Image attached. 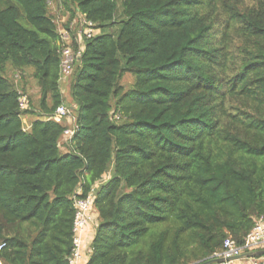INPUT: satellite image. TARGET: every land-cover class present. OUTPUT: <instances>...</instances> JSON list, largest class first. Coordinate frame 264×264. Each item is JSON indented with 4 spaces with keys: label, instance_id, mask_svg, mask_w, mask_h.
I'll return each mask as SVG.
<instances>
[{
    "label": "trees",
    "instance_id": "obj_1",
    "mask_svg": "<svg viewBox=\"0 0 264 264\" xmlns=\"http://www.w3.org/2000/svg\"><path fill=\"white\" fill-rule=\"evenodd\" d=\"M53 1L0 0V263L69 264L75 198L103 180L86 264H204L227 238L243 246L264 217V0ZM78 12L100 33L69 105L57 19ZM9 68L32 72L35 100ZM61 105L77 115L66 152Z\"/></svg>",
    "mask_w": 264,
    "mask_h": 264
},
{
    "label": "built area",
    "instance_id": "obj_2",
    "mask_svg": "<svg viewBox=\"0 0 264 264\" xmlns=\"http://www.w3.org/2000/svg\"><path fill=\"white\" fill-rule=\"evenodd\" d=\"M70 16H59L57 19L59 46H60V76L61 83L67 82L77 67L82 51L84 49L85 39H91L100 33L96 25L91 21L83 19L78 12L76 17L70 21ZM68 25V26H67ZM77 45V47L74 46ZM20 107L25 110L28 107V97L23 95L20 100ZM50 119L63 123L66 122L68 126L62 136L65 145L72 141L77 125L76 120L69 108L66 105L59 106L56 111L49 117ZM119 119V116H115ZM105 182L101 181L95 185L85 198H75V218L73 224L74 232V249L69 260V264H79L85 255L91 253V246H88L86 251H83L84 235L87 227L98 219V213L94 207V200L96 199V192L99 186ZM77 194H81L78 189ZM98 224L96 226V229ZM5 244H0V252L3 250ZM264 248V217H260L251 232L247 235L243 246L231 238L224 241L223 250L216 253L213 258L219 261V264H234L237 260L242 258L244 254L259 251ZM84 253V254H83ZM1 264V263H0ZM250 264H264V255L252 257Z\"/></svg>",
    "mask_w": 264,
    "mask_h": 264
},
{
    "label": "rangeland",
    "instance_id": "obj_3",
    "mask_svg": "<svg viewBox=\"0 0 264 264\" xmlns=\"http://www.w3.org/2000/svg\"><path fill=\"white\" fill-rule=\"evenodd\" d=\"M58 1L57 0H54L51 4H50V12L53 13V14H58V8H57V3ZM0 7H2V5L0 4ZM117 29H120V26H117L116 27ZM108 32L109 33H113V34H116L117 31L116 29L114 28H109L108 29ZM31 73L32 72H28L27 75L25 76V79L21 78V79H17L18 78V72H16L13 68H9V73H8V77L9 79L17 86L18 90H20L21 92H23L22 90V84H23V81L24 82H28L29 84V94L32 95L33 99L35 100V97L37 96V93H38V88H37V85H36V82L35 80L31 77ZM17 75V76H16ZM17 77V78H16ZM72 78H73V75L69 78L68 82H70V85L72 83ZM66 83V85H62L61 83V91H62V94H63V97L66 101H69L68 104L71 105V98H70V86H69V83ZM135 82V78L130 75V74H126L125 77L123 78V80L121 81V84L123 85V87L128 90L130 89L133 84ZM24 93V92H23ZM30 97V96H29ZM34 105L33 107H35L38 103L34 101ZM68 105V106H69ZM75 113V111H74ZM30 117L31 119H36V116L34 114H28L26 117H25V122H26V119ZM73 118L76 120L77 118V115L76 113L73 114ZM30 119V120H31ZM27 123V122H26ZM98 222V221H97Z\"/></svg>",
    "mask_w": 264,
    "mask_h": 264
},
{
    "label": "crops",
    "instance_id": "obj_4",
    "mask_svg": "<svg viewBox=\"0 0 264 264\" xmlns=\"http://www.w3.org/2000/svg\"><path fill=\"white\" fill-rule=\"evenodd\" d=\"M67 82H68V80H67ZM67 82L62 83V85L63 84L66 85ZM68 83H69V86H71L70 82H68ZM73 114H75V113L73 112L72 115ZM30 119H31L30 117H28L26 119V122H27L26 126L27 127H30L31 122L33 121V119H31V120ZM66 125H68V124H66ZM61 145H62V150L64 152H66L67 150L65 148V143L63 142V139H61ZM97 221H98V219H97ZM97 221L94 222V224H91L87 227V230H86L85 235H84V244L82 246L83 251H86L88 246H91V244H92V241H93L94 236L96 234V226L98 224ZM262 252H264V248L259 250V251H256V252H252V253H262ZM252 253H249V254H252ZM90 255H91V253L89 255H85L79 264H86L90 259ZM246 255L247 254H244V256L242 258H240L239 260H237L234 264H250V259L252 257H247ZM207 264H219V261L216 259H213L212 262H209Z\"/></svg>",
    "mask_w": 264,
    "mask_h": 264
},
{
    "label": "water",
    "instance_id": "obj_5",
    "mask_svg": "<svg viewBox=\"0 0 264 264\" xmlns=\"http://www.w3.org/2000/svg\"><path fill=\"white\" fill-rule=\"evenodd\" d=\"M262 255H264V252H262V253L247 254L246 256L247 257H257V256H262ZM204 264H207V263H204Z\"/></svg>",
    "mask_w": 264,
    "mask_h": 264
}]
</instances>
